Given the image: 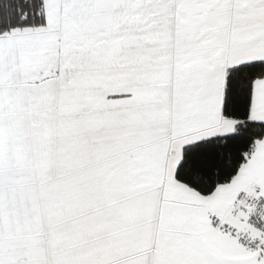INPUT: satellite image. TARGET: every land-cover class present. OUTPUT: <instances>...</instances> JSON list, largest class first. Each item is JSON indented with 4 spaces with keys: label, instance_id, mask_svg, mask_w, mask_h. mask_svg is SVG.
I'll return each instance as SVG.
<instances>
[{
    "label": "snow or ice",
    "instance_id": "obj_1",
    "mask_svg": "<svg viewBox=\"0 0 264 264\" xmlns=\"http://www.w3.org/2000/svg\"><path fill=\"white\" fill-rule=\"evenodd\" d=\"M0 264H264V0H0Z\"/></svg>",
    "mask_w": 264,
    "mask_h": 264
}]
</instances>
